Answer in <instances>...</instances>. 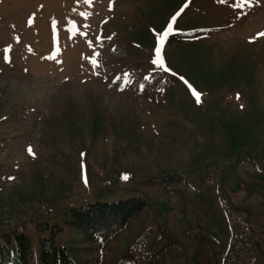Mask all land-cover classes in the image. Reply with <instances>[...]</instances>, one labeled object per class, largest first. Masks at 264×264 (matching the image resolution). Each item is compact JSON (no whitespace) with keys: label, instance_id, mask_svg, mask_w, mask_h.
I'll return each mask as SVG.
<instances>
[{"label":"rangeland","instance_id":"374dc122","mask_svg":"<svg viewBox=\"0 0 264 264\" xmlns=\"http://www.w3.org/2000/svg\"><path fill=\"white\" fill-rule=\"evenodd\" d=\"M260 33L264 0H0V229L37 258L39 223L71 246L63 211L141 198L101 264H223L250 230L264 264Z\"/></svg>","mask_w":264,"mask_h":264},{"label":"trees","instance_id":"16d2710c","mask_svg":"<svg viewBox=\"0 0 264 264\" xmlns=\"http://www.w3.org/2000/svg\"><path fill=\"white\" fill-rule=\"evenodd\" d=\"M150 75L164 76L166 81L177 82L157 68ZM145 206L146 202L141 198H128L112 203L93 202L68 208L61 213L62 222L76 229L80 239L72 240L71 246L62 245L55 238L62 230L59 224L39 223L41 231L47 227L51 231L48 236L38 238L37 258L33 254L30 237L21 232L20 228L0 229V264H101L102 259L93 254L107 247ZM261 243L257 234L251 230L244 231L227 250L223 264H251L257 245Z\"/></svg>","mask_w":264,"mask_h":264},{"label":"snow or ice","instance_id":"6c2138e0","mask_svg":"<svg viewBox=\"0 0 264 264\" xmlns=\"http://www.w3.org/2000/svg\"><path fill=\"white\" fill-rule=\"evenodd\" d=\"M221 2H222V0H221ZM185 6H186V5H185ZM178 15H179V13H177L175 16H173V17H172V20L175 21ZM32 20H33V18L30 17V18H29V25H31ZM171 30H172V24L170 23V24L168 25V31H166L163 35H161V36L159 37L161 43H163V42L165 41V39L167 38V36H168V34H169V32H170ZM258 35L264 36V33H260V34H258ZM158 54H159V50H157V55H158ZM153 63H157V61L154 60ZM237 98H239V96H237ZM28 152H29V154H33V155H34V153L32 152L31 147L28 148ZM82 155H83V154H82ZM124 178L127 179V177H124Z\"/></svg>","mask_w":264,"mask_h":264}]
</instances>
